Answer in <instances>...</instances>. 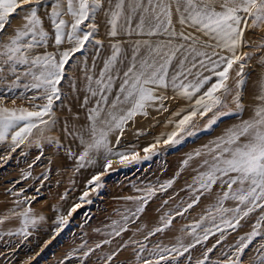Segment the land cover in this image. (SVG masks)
Masks as SVG:
<instances>
[{"label": "snow or ice", "instance_id": "1", "mask_svg": "<svg viewBox=\"0 0 264 264\" xmlns=\"http://www.w3.org/2000/svg\"><path fill=\"white\" fill-rule=\"evenodd\" d=\"M101 13L110 38V53L104 58V42L96 39ZM12 18L23 23L12 28ZM89 44L94 49L93 59L91 64L87 56L80 61L82 86L77 83L79 75L68 77L65 91L66 67H71L76 54L84 53ZM254 59L262 71L250 90L251 73L246 69H251ZM0 83L5 84L0 89V144H7L9 153L34 144L40 149L37 160L48 144L78 161L76 171L99 166L102 171L88 181L93 190L103 187L101 177L114 163L127 167L150 161L160 154L159 145L176 147L186 137L207 132L226 117L238 116L214 140L183 160L181 171L202 158L193 169L196 175L187 187L190 196L186 206L181 209L177 205L174 213L162 215L161 226L144 237L148 240L163 233L176 217L200 204L202 197H213L206 215L182 229L191 241L186 244L178 237L171 247L157 244L152 249L140 241L131 243L139 245L136 258L140 264H182L180 257L218 232L215 244L195 264H264V0H0ZM21 87L24 91L17 93ZM27 92L34 94L28 97ZM69 95L83 109V121L79 111L73 114V123L67 119L61 122L57 116L56 110L65 106ZM6 97L13 104L21 98L30 103L8 107ZM169 100L187 102L186 107L170 113L176 118L168 120L172 131L143 147V156L136 143H123L137 117H147L153 108L168 112ZM68 112L72 113L71 107ZM57 130L60 136L51 135ZM133 134L137 140L145 135L142 129ZM174 183L169 179L159 185V190L167 192ZM88 195L85 191L81 201ZM155 195L156 188L150 187L147 197H126L139 201L131 218H138ZM16 204H27L23 211L13 210L22 217L20 233L27 238L29 226L35 227L45 217L33 213L27 197ZM78 207L73 206L68 215ZM253 216L252 230L221 251L222 258L211 260L209 254L223 244L227 230L237 231L242 221ZM6 219L9 217L0 223ZM123 219L126 224L130 217ZM68 222L59 216L55 234L59 235ZM125 231L127 228L115 221L110 235L120 236ZM258 237L259 244L253 246ZM124 247H128L127 242ZM93 251L83 254L87 257ZM116 254L106 256V261H112ZM185 258L191 264V255Z\"/></svg>", "mask_w": 264, "mask_h": 264}, {"label": "rangeland", "instance_id": "2", "mask_svg": "<svg viewBox=\"0 0 264 264\" xmlns=\"http://www.w3.org/2000/svg\"><path fill=\"white\" fill-rule=\"evenodd\" d=\"M41 14H44L43 9ZM66 19H70V17H66ZM97 22L100 25V32L96 39L104 42V49L101 50V58H104L110 53V38L108 39L105 34L106 26L103 13L98 15ZM22 23L23 20L20 18L11 19L12 28L19 27ZM45 23L47 27L48 21L46 20ZM8 30L11 31V29ZM253 39L255 40L256 37ZM93 52V46L87 45L84 53L76 54L75 63L70 62L71 67H66V80L63 82L65 91L68 89V77L79 75L81 80L77 83L82 86L81 69L83 64L80 61L87 56L88 62L91 64ZM97 64L99 67L100 61H97ZM259 68L254 59L251 62V69H246L251 73L250 90L256 81L257 73L262 71ZM3 88H5V84L0 83V89ZM16 91L19 93L24 90L21 87ZM33 94V92L26 93L28 97ZM4 103L8 107H26L29 106L30 102L21 98L16 99L15 104H13L6 97ZM36 103H42V101H36ZM166 103L169 105V111L165 115L162 112L161 114H151L152 123L142 129L147 139L144 138V135L137 140V137L133 133L131 134V128L126 132L123 143H126L125 145L128 141V144L136 143L137 151H140V155L143 156L144 153L141 151L143 147L154 143L155 138L161 136L162 133L172 131L173 126L168 124V120L176 118L170 113L173 110L186 107L187 102L169 100ZM64 105V107L56 110L61 122L67 119L73 123V114L77 111H79L81 121H83V109L78 108L71 95L64 101ZM69 107L72 108V113L68 112ZM238 119V116L226 117L218 126H214L207 132L201 131L195 137H186L185 141L176 147L159 145L157 150L160 154L139 165L133 164L125 167L116 162L113 164V168L101 177L103 187L95 190L88 184V181L97 172L102 171L99 166L88 165L76 171L78 161L68 157L63 149L58 150L48 144L44 145V155L39 160L36 157L40 155V149L34 144L22 145L21 148L11 153H9L7 144H0V157L9 154L11 157L7 160L0 158V219L5 216L9 217L0 223V264H25V262L27 264H140L136 258L139 245L131 243L132 241L147 244L149 249L154 248L157 244L171 247L177 243L178 237H182L184 243H189L191 236L182 229L206 215V209L214 203L213 197H202L200 204L189 210L184 216L176 217L172 226L163 233L150 236L148 240H145L144 237L155 227L161 226L160 217L162 215L167 212L174 213L177 205H180L181 209L186 206L190 196L187 187L196 175L193 169L199 165L202 158L190 162V166L181 171L183 160L187 158L189 153L201 149L203 145L214 140L224 128ZM203 124L204 121L201 120L200 126L203 127ZM59 127L60 125L57 126L58 129ZM51 135L60 136L61 134L57 130ZM61 139L63 140V137ZM72 147L75 149V144H72ZM30 164L32 167H29ZM169 179H174L175 183L167 192L160 191L159 185ZM150 187L156 188V195L149 198L144 212L139 214L138 218H131V212H134L138 207L139 201L125 198L129 196L147 197V189ZM85 191L89 192L85 201L91 200V203L81 201L80 197ZM26 197L31 202L33 213L37 217L40 215L45 217L35 227L29 226L28 232L31 234L27 238L20 233V229L24 227L22 217L13 214V210L18 213L27 207V204H21L19 207L16 204V201H24ZM33 197H35L34 200ZM166 200L168 201L167 204L164 203ZM77 204L80 207L69 216L70 209ZM227 206H231V203ZM61 215L65 216L69 222L59 232V235H56L55 229L58 227L56 221ZM124 216L130 217L126 224L123 219ZM115 221L127 228V231L122 232L120 236L110 235ZM254 222L255 216L247 222L242 221V227L237 231L228 229L226 240L222 245H217V248L209 254V258L211 260L222 258L221 251H226L229 245L236 243L239 236L250 232ZM219 235L217 232L216 236L210 237L204 244L197 245L190 253H185V257L191 255V264H195L197 259L203 258L205 250L215 244ZM105 240H110L111 243L105 244ZM47 241L51 242L46 245ZM126 242L128 247H124ZM259 242L260 238L258 237L253 242V246H257ZM97 244H100L101 247L96 248ZM89 249H95V251L85 257L83 253ZM113 253H117L113 260L106 261V256ZM144 255L147 256V252ZM30 257L32 259H29ZM185 257H180L182 264H189Z\"/></svg>", "mask_w": 264, "mask_h": 264}, {"label": "bare ground", "instance_id": "3", "mask_svg": "<svg viewBox=\"0 0 264 264\" xmlns=\"http://www.w3.org/2000/svg\"><path fill=\"white\" fill-rule=\"evenodd\" d=\"M106 32V31H105ZM106 34V33H105ZM106 38V37H105ZM109 39V38H108ZM107 41V40H106ZM108 47V46H107ZM261 68H259V70H260ZM259 74L260 73H257V76H256V79H257V77L259 76ZM167 104V103H166ZM167 106H169V105H167ZM161 112L165 115L166 114V112H164V111H157L155 108H153V109H149V113H150V115L149 116H147L148 118H142V117H137V123L135 124V126H134V128H132L130 131H131V134L132 133H134V131L136 130V129H143L146 125H150L151 123H152V120H153V118H152V115L155 113H159V114H161ZM152 114V115H151ZM154 114V115H155ZM158 116H160V115H158ZM160 117H162V116H160ZM156 118V117H155ZM157 119V118H156ZM157 122V121H156ZM157 126V125H156ZM154 129V128H153ZM144 130H146V129H144ZM129 133V132H128ZM156 134V133H155ZM142 137V136H141ZM150 137V136H149ZM144 138H146V135L144 136ZM129 139H131V138H129ZM147 139V138H146ZM126 141H128V140H126ZM132 141V140H131ZM129 143V141L127 142V144ZM124 144H126V143H124Z\"/></svg>", "mask_w": 264, "mask_h": 264}]
</instances>
